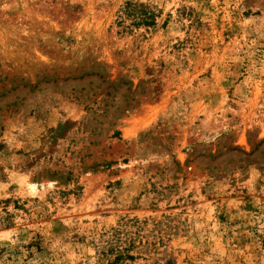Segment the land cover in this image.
Instances as JSON below:
<instances>
[{"label":"rangeland","instance_id":"374dc122","mask_svg":"<svg viewBox=\"0 0 264 264\" xmlns=\"http://www.w3.org/2000/svg\"><path fill=\"white\" fill-rule=\"evenodd\" d=\"M117 251L264 264V0H0V264Z\"/></svg>","mask_w":264,"mask_h":264},{"label":"trees","instance_id":"16d2710c","mask_svg":"<svg viewBox=\"0 0 264 264\" xmlns=\"http://www.w3.org/2000/svg\"><path fill=\"white\" fill-rule=\"evenodd\" d=\"M132 5L131 4H126V7H125V12L131 7ZM128 15V14H127ZM85 109H89L88 106L85 107ZM117 135V133H116ZM116 256L114 257L113 261L112 262H108L107 264H122L123 260L126 258V259H132V257L130 256H126L124 254H122V252L120 251H117Z\"/></svg>","mask_w":264,"mask_h":264}]
</instances>
